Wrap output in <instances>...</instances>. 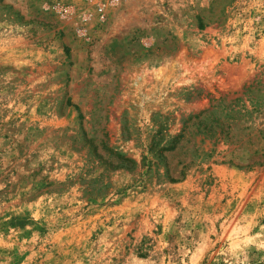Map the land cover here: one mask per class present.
<instances>
[{
	"label": "rangeland",
	"instance_id": "1",
	"mask_svg": "<svg viewBox=\"0 0 264 264\" xmlns=\"http://www.w3.org/2000/svg\"><path fill=\"white\" fill-rule=\"evenodd\" d=\"M0 264H264V0H0Z\"/></svg>",
	"mask_w": 264,
	"mask_h": 264
}]
</instances>
